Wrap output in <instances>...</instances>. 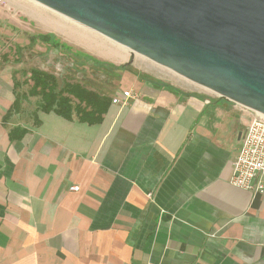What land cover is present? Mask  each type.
<instances>
[{
    "label": "crops",
    "instance_id": "crops-1",
    "mask_svg": "<svg viewBox=\"0 0 264 264\" xmlns=\"http://www.w3.org/2000/svg\"><path fill=\"white\" fill-rule=\"evenodd\" d=\"M128 82L98 123L27 120L0 57V264H264V194L230 183L249 109Z\"/></svg>",
    "mask_w": 264,
    "mask_h": 264
},
{
    "label": "water",
    "instance_id": "water-1",
    "mask_svg": "<svg viewBox=\"0 0 264 264\" xmlns=\"http://www.w3.org/2000/svg\"><path fill=\"white\" fill-rule=\"evenodd\" d=\"M264 115V0H32Z\"/></svg>",
    "mask_w": 264,
    "mask_h": 264
},
{
    "label": "rangeland",
    "instance_id": "rangeland-1",
    "mask_svg": "<svg viewBox=\"0 0 264 264\" xmlns=\"http://www.w3.org/2000/svg\"><path fill=\"white\" fill-rule=\"evenodd\" d=\"M46 33L54 34L69 49L56 50L41 42L29 46L32 36ZM0 57L19 80L17 108L27 120L33 119L41 103V97L32 94L34 69L53 74L60 86L78 83L111 97L123 85L129 87L128 81L136 74L189 95L220 99L214 92L141 55H132L129 49L32 0H0Z\"/></svg>",
    "mask_w": 264,
    "mask_h": 264
},
{
    "label": "trees",
    "instance_id": "trees-1",
    "mask_svg": "<svg viewBox=\"0 0 264 264\" xmlns=\"http://www.w3.org/2000/svg\"><path fill=\"white\" fill-rule=\"evenodd\" d=\"M50 45L55 49H69L54 34H38L30 38V45L34 46L37 42ZM33 81L32 94L40 96L43 99L42 109L72 119L73 113L81 115L82 120H88L90 123H98L102 120V115L107 111L111 98L86 89L81 84L67 83L63 86L58 84L57 78L50 73L34 69L31 72ZM74 100L78 103L74 105ZM17 102L15 103V106ZM90 108L89 111L87 109ZM23 132L19 135H11L12 138H21Z\"/></svg>",
    "mask_w": 264,
    "mask_h": 264
},
{
    "label": "built area",
    "instance_id": "built-area-1",
    "mask_svg": "<svg viewBox=\"0 0 264 264\" xmlns=\"http://www.w3.org/2000/svg\"><path fill=\"white\" fill-rule=\"evenodd\" d=\"M134 96L130 90L122 93L124 99ZM121 102V97L117 96L113 99L114 104ZM251 112V120L240 139V146L233 160L230 183L237 188L262 195L264 194V115L252 110ZM71 190L78 191L79 187L73 186Z\"/></svg>",
    "mask_w": 264,
    "mask_h": 264
},
{
    "label": "flooded vegetation",
    "instance_id": "flooded-vegetation-1",
    "mask_svg": "<svg viewBox=\"0 0 264 264\" xmlns=\"http://www.w3.org/2000/svg\"><path fill=\"white\" fill-rule=\"evenodd\" d=\"M39 42V41H38ZM42 43V42H41ZM44 44V43H43ZM47 45V44H46ZM50 46V45H49ZM55 49V48H54ZM56 50H59V49H56ZM62 50V49H61ZM64 50V49H63ZM44 72H46V71H44ZM48 73V72H47ZM32 81V80H31ZM33 82V81H32ZM246 129V128H245ZM245 129H244V131H245ZM244 131L242 132V134H241V137H242V135L244 134Z\"/></svg>",
    "mask_w": 264,
    "mask_h": 264
}]
</instances>
